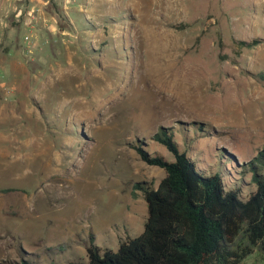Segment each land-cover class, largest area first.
<instances>
[{
	"label": "rangeland",
	"instance_id": "374dc122",
	"mask_svg": "<svg viewBox=\"0 0 264 264\" xmlns=\"http://www.w3.org/2000/svg\"><path fill=\"white\" fill-rule=\"evenodd\" d=\"M35 3L3 18L14 38L1 53L32 58L0 71V264L87 263L88 247L116 251L139 236L147 210L136 185L156 188L165 172L135 147L172 162L154 140L161 130L243 200L255 191L264 0ZM245 246L241 264H264L241 233L235 247Z\"/></svg>",
	"mask_w": 264,
	"mask_h": 264
},
{
	"label": "trees",
	"instance_id": "16d2710c",
	"mask_svg": "<svg viewBox=\"0 0 264 264\" xmlns=\"http://www.w3.org/2000/svg\"><path fill=\"white\" fill-rule=\"evenodd\" d=\"M154 140L173 161L135 147L147 165L165 172L156 188L136 185L146 203L143 232L120 242L116 251L92 245L86 249L87 263L69 264H241L251 253L248 246L235 247L241 233L264 251V175L253 174L256 189L243 200V188L228 190L219 175L203 174L178 150L172 134L161 130ZM256 159L264 169V149Z\"/></svg>",
	"mask_w": 264,
	"mask_h": 264
},
{
	"label": "crops",
	"instance_id": "0c3cea01",
	"mask_svg": "<svg viewBox=\"0 0 264 264\" xmlns=\"http://www.w3.org/2000/svg\"><path fill=\"white\" fill-rule=\"evenodd\" d=\"M20 1L22 0H0V45L2 47H5L6 45H13V38H14V33L12 31V28L7 27V22L3 20V18L5 19L10 17V19H12V17H15V21L20 20V16H22V12H23V8L18 4V2ZM28 1L30 3L29 7L31 10L37 6L35 1L38 0H28ZM44 4L45 3L43 2V5ZM25 37H28L27 41H29V36L26 35L23 37V41L26 43L27 41L24 40ZM27 53L30 54V51L27 50L25 53V51L23 50H14V51L12 50V51H8L7 54L5 53L3 54L0 51V63H2V66H0V69L2 68V70L0 71H3L7 75H12V73L14 72L13 70L16 69V65L22 63L21 60L25 61L26 57H29L30 59L32 58ZM12 55L17 56V59H16V63H14V65L10 67L8 58H10ZM25 62L27 63V61Z\"/></svg>",
	"mask_w": 264,
	"mask_h": 264
},
{
	"label": "built area",
	"instance_id": "2783aa9c",
	"mask_svg": "<svg viewBox=\"0 0 264 264\" xmlns=\"http://www.w3.org/2000/svg\"><path fill=\"white\" fill-rule=\"evenodd\" d=\"M25 41H27L28 40V37H25V39H24Z\"/></svg>",
	"mask_w": 264,
	"mask_h": 264
}]
</instances>
